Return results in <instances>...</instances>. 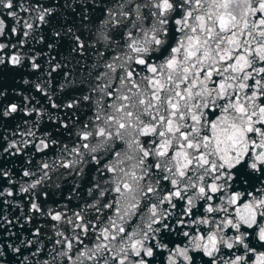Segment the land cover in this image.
Wrapping results in <instances>:
<instances>
[{
  "label": "snow or ice",
  "instance_id": "6c2138e0",
  "mask_svg": "<svg viewBox=\"0 0 264 264\" xmlns=\"http://www.w3.org/2000/svg\"><path fill=\"white\" fill-rule=\"evenodd\" d=\"M0 264H264V0H0Z\"/></svg>",
  "mask_w": 264,
  "mask_h": 264
}]
</instances>
